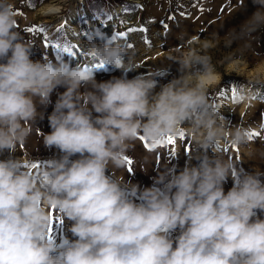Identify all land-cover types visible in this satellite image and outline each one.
Returning a JSON list of instances; mask_svg holds the SVG:
<instances>
[{"label":"clouds","instance_id":"1","mask_svg":"<svg viewBox=\"0 0 264 264\" xmlns=\"http://www.w3.org/2000/svg\"><path fill=\"white\" fill-rule=\"evenodd\" d=\"M253 3L259 10L250 31L264 26V0ZM206 47L194 41L169 56L167 68L128 79L132 57L95 32L89 55L125 74L98 82L79 66L32 60L35 45L18 30L14 4L0 0V153L26 144L53 92L65 89L47 116L51 131L42 132L43 146L59 158L32 171L22 158L0 160V264H264L257 214L264 213V171H246L218 151L246 148L249 133L227 129L211 105L215 70ZM172 65L179 75L155 91ZM182 135L194 151L178 174L165 165L143 189L116 174L138 137L162 144ZM53 208L72 221L76 239L59 246L49 239Z\"/></svg>","mask_w":264,"mask_h":264},{"label":"rangeland","instance_id":"2","mask_svg":"<svg viewBox=\"0 0 264 264\" xmlns=\"http://www.w3.org/2000/svg\"><path fill=\"white\" fill-rule=\"evenodd\" d=\"M102 1L100 8L96 5L97 0H11L15 6L18 30L35 45L31 59L51 60L53 63L63 61L71 67L79 66L92 71L98 82L121 77L125 74L112 66L94 67L99 61L89 55L88 43L95 32H102L114 43L121 44L132 57L135 71L126 74L128 79H132L167 68L171 63L169 56L198 41L207 46L204 51L215 70L208 95L211 105L219 109L227 129L239 127L249 133L246 148L226 144L218 151L246 171H264V26L250 31L251 19L259 6L253 0ZM47 4L60 5L61 13L45 15L42 9ZM91 6L101 15H95ZM84 8L89 10V14L84 12ZM74 11L77 17L72 15ZM70 26L77 29L69 30ZM28 28L35 30L28 32ZM64 47H70L72 51L63 52ZM176 68L172 65L169 72L157 78L155 91L179 75ZM63 91L64 88H58L53 92L45 119L37 122L28 142L19 145L15 153H0V160L11 155L22 158L26 165L37 163L43 166L47 160L59 158L58 149L43 146L42 132L51 131L47 116L54 109L57 94ZM257 132L260 136L251 135ZM176 138L175 145L165 142L154 148L148 141L149 147H146L138 138L127 152L133 161V171H128L127 165L126 169H116V174L122 175L124 182L138 184L141 189L151 187L153 177L165 165L174 167L178 174L189 161L194 145L186 137ZM208 155L211 156L212 152L209 151ZM77 158L78 154L72 157ZM197 163L191 160L192 165ZM28 170L32 171L29 167ZM106 175H112L111 169ZM232 186L233 180L229 177L223 185L225 193ZM135 202L140 201L137 199ZM257 214L264 219V213L258 211ZM56 215L59 216L58 213ZM71 225L72 221L67 218L53 225L51 239L56 245L59 246L65 237L76 239L68 230ZM178 235L179 230L173 233V238Z\"/></svg>","mask_w":264,"mask_h":264},{"label":"snow or ice","instance_id":"3","mask_svg":"<svg viewBox=\"0 0 264 264\" xmlns=\"http://www.w3.org/2000/svg\"><path fill=\"white\" fill-rule=\"evenodd\" d=\"M35 29L34 28H28L26 29V31L28 32H32L34 31ZM131 31V30H130ZM120 35H124L123 33H120ZM59 47V45H57ZM63 52H66V53H70L72 51V49L70 47H64L62 49ZM95 68H103L104 67V64L102 62H99L97 64L94 65ZM251 135H254V136H260V133L257 132V133H252ZM141 141H143L145 143V146L146 147H149V145L147 144V140L145 139V137L143 136H140L138 137ZM181 138H183V135L181 136ZM251 138V136H250ZM165 142L168 144V145H175L177 143V138L176 137H172V136H169L166 138ZM164 142V143H165ZM157 145L159 144H152L150 147L154 148L156 147ZM126 159V162H127V165H128V171H133V168H132V165H133V161L129 158H125ZM26 167H29L31 169H38L40 167L39 164L37 163H31L30 165H27ZM50 216H51V222H50V226H49V239H51V234L53 232V225L56 224V223H62V219L60 216H57L56 215V211L55 209L53 208L51 213H50Z\"/></svg>","mask_w":264,"mask_h":264},{"label":"bare ground","instance_id":"4","mask_svg":"<svg viewBox=\"0 0 264 264\" xmlns=\"http://www.w3.org/2000/svg\"><path fill=\"white\" fill-rule=\"evenodd\" d=\"M81 2H85V0H80ZM43 13L45 15H56V14H59L61 13V6L60 5H51V4H47V6H45L43 9H42ZM84 12H86L87 14H89V10L87 8H84ZM72 15L74 17H77V13L74 11L72 13ZM77 27L76 26H70L69 27V30H76Z\"/></svg>","mask_w":264,"mask_h":264},{"label":"trees","instance_id":"5","mask_svg":"<svg viewBox=\"0 0 264 264\" xmlns=\"http://www.w3.org/2000/svg\"><path fill=\"white\" fill-rule=\"evenodd\" d=\"M96 5H99L100 6V8H101V6L103 5V1L102 0H97V4ZM33 6V5H32ZM100 8H99V10H100ZM91 10H92V12L95 14V15H98L99 13L96 11L97 9L95 8V7H93V6H91ZM98 10V11H99ZM99 15H101V14H99Z\"/></svg>","mask_w":264,"mask_h":264}]
</instances>
